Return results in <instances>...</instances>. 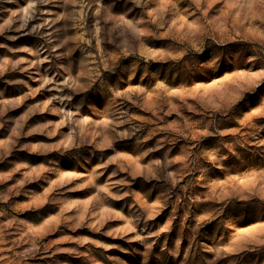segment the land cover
Listing matches in <instances>:
<instances>
[{
    "label": "rangeland",
    "instance_id": "374dc122",
    "mask_svg": "<svg viewBox=\"0 0 264 264\" xmlns=\"http://www.w3.org/2000/svg\"><path fill=\"white\" fill-rule=\"evenodd\" d=\"M0 264H264V0H0Z\"/></svg>",
    "mask_w": 264,
    "mask_h": 264
}]
</instances>
